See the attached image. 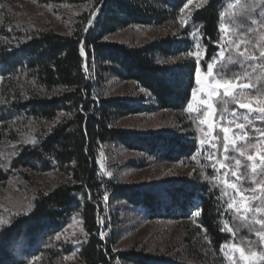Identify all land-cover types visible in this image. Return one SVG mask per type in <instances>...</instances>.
Wrapping results in <instances>:
<instances>
[{
	"label": "trees",
	"instance_id": "trees-1",
	"mask_svg": "<svg viewBox=\"0 0 264 264\" xmlns=\"http://www.w3.org/2000/svg\"><path fill=\"white\" fill-rule=\"evenodd\" d=\"M32 1L45 5L89 2L90 6L74 17L69 33L23 25L13 12L0 7V193L14 177L29 181V173L56 170L71 179L48 190L35 188L27 208L0 209V264H116V259L131 264H190L134 248L115 250L118 238L100 235V199L105 194L149 218H193L215 260L209 263L185 236L191 264H225L219 258L220 247L230 239L246 252L260 251L257 233L261 226L227 210L219 191L207 182L192 178L148 186L104 180L98 176L96 161L100 145L117 143L160 161L193 162L198 146L191 133L115 125L138 113L186 109L195 87L196 66L192 58L181 55L189 50L187 34L192 30L198 31L207 53L201 61L205 69L220 50L215 45H220L218 28L223 23L227 40L214 73L223 65L224 77L255 86L245 90L248 96L264 97V59L259 58L264 52V0H203L190 13L181 38L165 35L139 46L105 38L131 25L161 26L175 21L189 0ZM90 19L94 20L91 27ZM168 59L175 60L165 62ZM107 77L134 82L147 93L149 104L104 96L101 88ZM216 106L219 113L230 112L235 103L220 95ZM33 123L37 128L26 141L23 133ZM246 129L253 139L264 134L259 112L252 114ZM217 135L221 151L222 133ZM228 153L241 159L238 170L244 185H264L260 169L250 180L244 156ZM75 214L84 232L77 246L62 237ZM224 221L232 233L222 229ZM70 256L73 259L67 261Z\"/></svg>",
	"mask_w": 264,
	"mask_h": 264
},
{
	"label": "rangeland",
	"instance_id": "rangeland-1",
	"mask_svg": "<svg viewBox=\"0 0 264 264\" xmlns=\"http://www.w3.org/2000/svg\"><path fill=\"white\" fill-rule=\"evenodd\" d=\"M202 2L203 0L188 2L189 7L183 8L175 21L161 26L131 25L117 30L115 33L106 36L105 39L139 46L165 35L181 38L190 13ZM89 6V2L45 5L32 0H0V7L13 12L14 17L21 24L33 28H52L60 33H69L74 17L87 11ZM220 28L223 31L221 32L219 52L223 53L222 46L227 40L226 26L222 23ZM187 38L189 50L181 57L192 58L195 66L200 68L198 76L195 71V87L193 89L195 91L192 90L188 103L197 111L193 112L187 106L182 112L158 110L138 113L119 119L115 125L128 130L191 133L194 135L198 146L193 162L182 164L160 161L139 151H129L117 143H106L100 145L98 150L96 161L98 176L104 180L148 186L181 183L192 178L207 182L210 187L219 191L227 210H230L229 205H231L230 211L238 218L255 223L262 228L258 232L260 235H257L261 244L260 251L246 252L240 244L230 239L221 245L219 258L225 264H264V221L262 220L264 218V202H262L264 201V185H244L242 180L237 182V177H243L240 176L239 165L236 164V161L241 162V159L228 153L235 151L241 155V150L243 151L242 156L249 164L250 180L255 176V173L252 172V166L255 165L258 171L264 165V161L261 160V156L264 155V134L260 132L258 137L253 139L246 129V124L251 122L252 114L264 108V103H262L264 97H250L245 90L237 89L233 95L238 97L239 103L250 104L251 111H249L240 109L237 100H234L232 96H225L223 89L211 93L209 86L215 81L208 76L207 67L204 69L201 66V61L205 57V49L200 43V35L197 30H192L188 32ZM197 54L201 58L199 63L195 62ZM223 55H217L210 62L214 68ZM174 60L168 59L165 62H173ZM213 75L216 73L213 72ZM233 82L236 83L237 79H233ZM141 89L134 82H122L116 78L107 77L102 84L101 93L106 97L140 100L146 106L149 104L148 95L145 91L141 92ZM220 95L233 99L235 103L233 110L218 112L216 101ZM205 100L211 104V108L203 106L202 102ZM208 113H212V115H208ZM238 125H243V130L237 134ZM224 127L229 129L227 134L223 132ZM28 128L29 131L23 133L26 141L30 138V133L37 128V125L33 123ZM219 131L223 137L221 151H218L217 145V133ZM225 135L229 137L227 146L224 139ZM238 136H244L245 139L240 140ZM249 156L254 157V159L249 161ZM222 164H225V167L221 168ZM233 173L236 175L233 176ZM28 175L29 181L14 177L6 183L3 187V193H0L1 210L6 212L27 208L34 196L35 188L48 190L59 183H68L71 179L56 170L40 174L29 173ZM232 183H237V189L234 190L230 187ZM105 195L100 199L103 208L100 217V235L101 233L103 237L115 235L118 238L114 247L115 250L134 248L191 264L193 259L186 254L185 236H187L191 238V245L195 246L209 263L215 260L208 239L204 232L198 228L193 218L179 217L173 220L149 218L140 209L134 208L124 201H112L109 198L105 200ZM237 208L239 211L236 210ZM222 229L232 233L227 221L223 222ZM62 237L73 242L76 246L84 238L82 220L78 214L71 218ZM241 250L244 256L248 257L247 260L241 258ZM253 253H255L254 256ZM72 259L71 256L66 257L67 261ZM116 264L131 263L116 259Z\"/></svg>",
	"mask_w": 264,
	"mask_h": 264
},
{
	"label": "snow or ice",
	"instance_id": "snow-or-ice-1",
	"mask_svg": "<svg viewBox=\"0 0 264 264\" xmlns=\"http://www.w3.org/2000/svg\"><path fill=\"white\" fill-rule=\"evenodd\" d=\"M190 2H191V0H189V3H190ZM188 7H189V4H187V3L183 5V8H184V9H187ZM182 10H183V9H182ZM88 24H89V27L93 26V24H94V20H93V19H90V20L88 21ZM88 30H89V29H87V28L85 29V34H87ZM218 31H221V32H222L223 29H222V28H218ZM215 46H216L217 49L219 50V48H220L219 43H217ZM80 51H81V55H82V57H83V56L85 55V46L83 45V43H82V45H81ZM222 54H223V53H221V52L218 51L216 55H222ZM241 55H243V54L241 53ZM205 56H207V53H206V52H205ZM259 58H260V59H264V52H261ZM200 59H201L200 56L197 54V56L195 57V62H196V63H199V62H200ZM213 59H215V56L213 57ZM240 66H243V62H241ZM223 69H224V66H223V65H219L218 68H217V71H216V75H213V72H214V65H213L212 63H208V64H207V74H208V76H209L212 80L215 81L214 84H211V85L209 86L210 89H211V93H216L218 90L223 89V94H224L225 96H232V98H233L234 100H237L238 107H239L240 109H244V110H249V111H251V105L248 104V103H239L238 97H236L235 95H233V93H235L237 89H239L240 91H244V90H253L255 86H254V85H251V84H243V83H240V82L238 81V78H237V82H236V83L233 82V79L224 78V76L226 75V73H224V75H222V73H223ZM195 71H196V74H197V76H198V75H199V72H200V68H199V67H196ZM217 77H220V78H217ZM143 91H144V90L141 89V92H143ZM193 91H195V90H193ZM211 93H210V94H211ZM262 103H264V101H262ZM202 104H203V106L206 107V108H211V104H209L207 100L203 101ZM188 108H189V110H191V111H193V112L197 111L196 109L192 108V105H191V104L188 105ZM208 115H212V113H208ZM233 115H235V113H233ZM259 115H260L261 119H264V108H261V109L259 110ZM202 123H203V121H202ZM242 130H243V125H238V126H237V129H236V133L238 134V133H239L240 131H242ZM228 131H229V129H228L227 127H224V128H223V132H224L225 134H227ZM238 138H239L240 140H244V139H245L244 136H238ZM224 139H225V141H226V146H227V142L229 141V137H228L227 135H225ZM233 142H234V141H233ZM240 154L243 155V151H242V150H241V153H240ZM253 159H254V157H252V156H249V157H248V160H249V161H252ZM261 160L264 161V155L261 156ZM225 163H227V162H225ZM236 164L239 165V164H240V161L237 160V161H236ZM223 167H225V164H222V165H221V168H223ZM252 172H253V173H256V172H257V169H256L255 165L252 166ZM260 174H261V175H264V165L261 166ZM109 175L111 176V173H109ZM235 175H236V174L233 173V176H235ZM236 179H237V182H240L241 180H243V177H237ZM230 187H231L232 189H234V190L237 189V183H232V184L230 185ZM104 199L107 200V199H108V196L105 195ZM262 202H264V201H262ZM231 208H232V206L229 205V209H230V210H231ZM236 210L239 211L238 208H237ZM256 210L259 211V209H256ZM195 215H196L197 217H199V216L201 215V212L197 211V212H195ZM257 235H260V234L257 233ZM101 238H104L102 233H101ZM57 239H59V237H57ZM254 255H255V253H253V256H254ZM241 258H242V259H245V260L248 259V257L244 256L242 250H241Z\"/></svg>",
	"mask_w": 264,
	"mask_h": 264
}]
</instances>
